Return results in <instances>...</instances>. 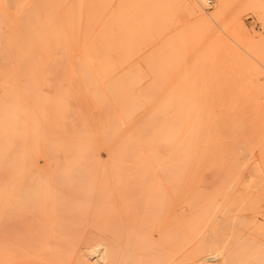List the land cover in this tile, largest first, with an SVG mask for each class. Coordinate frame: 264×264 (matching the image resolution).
<instances>
[{"label":"rangeland","instance_id":"rangeland-1","mask_svg":"<svg viewBox=\"0 0 264 264\" xmlns=\"http://www.w3.org/2000/svg\"><path fill=\"white\" fill-rule=\"evenodd\" d=\"M181 119L194 131L187 183V171L171 159L174 134L173 144L165 141ZM78 124L86 133L78 134ZM140 135L151 142L143 145ZM72 138L81 140L77 149ZM120 139L124 148L116 146ZM68 142L75 147L61 152ZM90 146L94 157L88 154ZM66 153H73L77 163L69 155L67 163ZM127 156L131 162L148 158L136 163L144 171L131 166ZM70 162L74 168L67 169ZM75 166L85 169L74 172L80 173V182L90 174L87 181L99 182L92 190L86 181L84 186L75 182L80 203L72 202L80 209L74 218L79 226L70 217L75 212L68 213L70 200L63 196L69 214L65 222L70 218L72 227L60 232L82 238L93 233L111 243L114 258L105 264H264V0H0V264H16L15 236L23 229L16 197L23 173L65 182L63 190L53 180L46 182L54 197L61 192L59 201L62 192L67 196L64 189L76 192L68 172L64 175ZM102 180L112 185L101 190ZM144 180L149 190L140 189L139 183L135 190ZM54 185L60 189L55 191ZM100 191L107 194L98 198ZM59 203L57 214L66 219L61 209L65 205ZM48 215L57 217L52 211ZM126 240L136 241L129 250ZM92 258L97 259L95 254Z\"/></svg>","mask_w":264,"mask_h":264},{"label":"bare ground","instance_id":"bare-ground-1","mask_svg":"<svg viewBox=\"0 0 264 264\" xmlns=\"http://www.w3.org/2000/svg\"><path fill=\"white\" fill-rule=\"evenodd\" d=\"M207 2V1H206ZM71 46V45H70ZM90 47V46H89ZM88 47V48H89ZM94 47H96L95 45H94ZM69 49H71V48H69ZM96 53H97V51H96ZM79 59V58H78ZM77 59V60H78ZM70 60V59H69ZM77 60H75V62L77 61ZM66 62V61H65ZM74 62V63H75ZM103 62V61H102ZM81 65H82V63H81ZM76 66V65H75ZM79 67V66H78ZM79 69V68H78ZM54 72V71H53ZM87 72H88V70H87ZM65 73V72H64ZM77 73V72H76ZM86 74V73H85ZM77 75V74H76ZM90 75H91V73H90ZM89 75V76H90ZM78 76V75H77ZM79 76H80V74H79ZM87 76V75H86ZM109 77V76H108ZM84 79V78H83ZM92 78H90V80H91ZM87 80V79H86ZM51 81V80H50ZM66 81H67V79H66ZM93 81V80H92ZM108 81V80H107ZM85 82V81H84ZM64 83V82H63ZM76 83H78V82H76ZM85 83H87V82H85ZM84 83V84H85ZM106 83V82H105ZM73 84V83H72ZM96 84V83H95ZM107 84V83H106ZM97 85V84H96ZM71 86V85H70ZM94 87V86H93ZM71 88H72V86H71ZM70 88V89H71ZM81 88V87H80ZM104 88H105V86H104ZM112 88V87H111ZM78 89V88H77ZM86 89V88H85ZM74 90H75V87H74ZM80 90V89H79ZM99 90V89H98ZM72 91H73V88H72ZM103 91V90H102ZM107 91V90H106ZM73 93V92H72ZM125 95V94H124ZM123 95V96H124ZM127 95V94H126ZM75 96V95H74ZM78 96V95H77ZM76 98V97H75ZM128 98H129V96H128ZM138 98V97H137ZM99 99V98H98ZM115 99V98H114ZM141 99V98H140ZM107 99H105V101H106ZM111 100H113V99H111ZM125 100V99H124ZM128 100V99H127ZM132 100V99H131ZM139 100V99H138ZM148 100V99H147ZM147 100H146V102H147ZM70 101H72V99L70 100ZM97 101V100H96ZM101 101V100H100ZM143 101V100H142ZM79 102V101H78ZM78 102H76V103H78ZM99 102V101H98ZM109 102V101H108ZM122 102V101H121ZM71 103V102H70ZM100 103V102H99ZM101 103H102V101H101ZM113 103H115V102H113ZM141 103V102H140ZM151 103V105L153 104V101L152 102H150ZM73 104V103H72ZM71 104V105H72ZM98 104V103H97ZM115 104H117V103H115ZM124 104V103H123ZM70 105V104H69ZM122 105V104H121ZM154 105V104H153ZM64 106V105H63ZM93 106H95L94 104H93ZM98 106V105H97ZM108 106H110V104L108 105ZM117 106V105H116ZM140 106H142V105H140ZM144 106H145V104H144ZM158 106V105H157ZM112 107V106H111ZM121 107H123V106H121ZM130 107V106H129ZM154 107H156V105L154 106ZM76 108V107H75ZM126 108H127V106H126ZM143 108V107H142ZM148 108V107H147ZM158 108V107H157ZM157 108L155 109V110H157ZM160 108V107H159ZM198 108V107H197ZM104 109V108H103ZM122 109V108H121ZM133 109V108H132ZM63 110V109H62ZM69 111H70V109H68ZM113 110V109H112ZM115 110V109H114ZM118 110H120V109H118ZM129 110V109H128ZM146 110V109H145ZM159 110V109H158ZM68 111V112H69ZM147 111V110H146ZM144 112V113H147V112ZM73 112V111H72ZM75 112H76V110H75ZM121 112H123L122 110H121ZM94 113V112H93ZM136 113V112H135ZM143 113V114H144ZM149 113V112H148ZM68 114V113H67ZM66 114V115H67ZM69 114H70V112H69ZM72 114V113H71ZM65 115V116H66ZM76 115H78V114H76ZM80 115V114H79ZM79 115H78V118H79ZM102 115V114H101ZM145 115V114H144ZM65 116H63L64 117V120H65ZM111 116V115H110ZM141 116V115H140ZM149 116H151V113H150V115ZM190 116H191V114H190ZM115 118H116V116H114ZM135 117V116H134ZM144 117V116H143ZM154 116H152V118H153ZM155 117H156V115H155ZM112 118V117H111ZM138 120H139V114H138ZM145 118V117H144ZM151 118V119H152ZM82 119V118H81ZM118 119H120V118H117V119H115V120H118ZM155 119V118H154ZM157 119V118H156ZM184 119V118H183ZM183 119H181L182 121H177V123L176 124H174L175 126H174V133H173V131H170L168 134H170L168 137H167V139H165V141L168 143V145H169V142L171 141V143L174 141V154H172L171 156V159H172V161H173V158L175 157V160H177L178 159V162H182V163H178V162H176L177 164H182V166L184 167V170L185 171H187V172H184V175H185V173L186 174H188V172H190V170H191V165H192V147H193V139H194V131H193V126H192V124L190 123V122H188V121H183ZM109 120H110V118H109ZM114 120V121H115ZM148 120H150V119H148ZM67 121V120H66ZM72 121V120H71ZM70 121V122H71ZM111 122L113 121V119H111L110 120ZM132 121H133V119H132ZM143 121V120H142ZM145 121L147 122V119H144V122H142V124L143 123H145ZM80 122V121H79ZM82 122V121H81ZM135 122V121H134ZM139 122V121H138ZM138 122H137V124H138ZM140 122H141V120H140ZM150 122V121H149ZM203 122V121H202ZM66 123V122H65ZM76 123V122H75ZM98 123H99V121H98ZM100 123H101V121H100ZM115 123V122H114ZM116 123H119V122H116ZM115 123V124H116ZM156 123V122H155ZM160 123H162V121L160 122ZM160 123H158V124H160ZM86 124V126L88 127V126H90L91 127V125H87V124H89L88 122L87 123H85ZM106 124V123H105ZM109 124V123H108ZM111 124V123H110ZM141 124V123H140ZM163 124V123H162ZM161 124V125H162ZM226 124V123H225ZM77 125V124H76ZM80 125H81V123H80ZM79 124H78V126L79 127H81ZM94 125V124H93ZM112 125V124H111ZM149 125V124H148ZM153 125H154V123H153ZM171 125V124H170ZM204 125H207L206 124V122L204 123ZM107 126H109V125H107ZM122 126V125H121ZM141 126V125H140ZM146 126V125H145ZM77 127V126H76ZM97 126H95V128H96ZM100 127H102V126H100ZM110 127V126H109ZM119 127V126H118ZM135 127V126H134ZM137 127V126H136ZM136 127H135V129H136ZM148 127V126H147ZM158 127V126H157ZM85 128V127H84ZM108 128V127H107ZM117 128V127H116ZM156 128V127H155ZM172 128V127H171ZM66 129V128H65ZM80 129H81V131H80ZM79 129V133L78 134H80L81 132H83L84 133V131H85V133H86V128L85 129H83L82 127ZM89 129V128H88ZM96 129H98V128H96ZM102 129V128H101ZM109 129V128H108ZM126 129V128H125ZM125 129H123V131L125 130ZM132 129H133V126H132ZM134 129V130H135ZM137 129H138V127H137ZM140 129V128H139ZM149 129H150V125H149ZM154 129V128H153ZM165 129V128H164ZM221 129V128H220ZM64 130V129H63ZM70 130V129H69ZM100 130V129H99ZM115 130V129H114ZM113 130V131H114ZM151 130H152V128H151ZM160 130H162V129H160ZM101 131V130H100ZM120 131H122V129L120 130ZM119 131V132H120ZM137 131V130H136ZM149 131V130H148ZM158 131V130H157ZM157 131H156V134H157ZM198 131V130H197ZM64 132V131H63ZM90 132V131H89ZM89 132H87V133H89ZM94 132H96L95 130H94ZM98 132V131H97ZM96 132V133H97ZM107 132V131H106ZM112 132V131H111ZM118 132V133H119ZM150 132H152V131H150ZM163 132V131H162ZM199 132V131H198ZM64 133H66V132H64ZM95 133V134H96ZM101 133V132H100ZM105 133V132H104ZM113 133V132H112ZM112 133H110L111 135H112ZM123 133H125V132H123ZM136 133V132H135ZM140 133H142V132H140ZM159 133V132H158ZM164 133V132H163ZM162 133V134H163ZM208 133V127H206L205 128V134H207ZM82 134V133H81ZM119 134H121V133H119ZM126 135H128L127 133H125ZM148 134V133H147ZM161 134V133H160ZM172 134H174V135H172ZM63 135V134H62ZM68 135V134H67ZM103 135V134H102ZM123 135V134H122ZM150 136H151V134H149ZM154 135V134H153ZM153 135H152V137H153ZM165 135V134H164ZM171 135H172V138H173V141H172V139H171ZM76 136H77V138H78V135L76 134ZM75 136V137H76ZM107 136V135H106ZM121 136V135H120ZM129 136V135H128ZM133 136V135H132ZM141 136V135H140ZM139 136V138L137 139V140H139V139H141V137H142V139L144 138V136L142 135L141 137ZM158 136V135H157ZM174 136V137H173ZM62 137V136H61ZM64 137H65V135H64ZM63 137V138H64ZM66 137H68V138H66ZM65 138L67 139V141L69 140V137H70V135L69 136H66ZM74 137V136H73ZM84 138H85V135L83 136ZM83 137H82V135H81V137L80 138H82L83 139ZM87 137V136H86ZM109 137V136H108ZM124 137H126V136H124ZM134 137V136H133ZM138 136H136V138H137ZM162 137V136H161ZM62 138V139H63ZM100 138H102L101 136H100ZM120 137H118V139H119ZM121 138H122V136H121ZM165 138H166V136H165ZM73 139V138H72ZM86 139H88V137L86 138ZM85 139V140H86ZM105 139V138H104ZM109 138H106V140H108ZM134 139V138H133ZM148 139L150 140H152V138L151 137H149L148 136V138H146V140H145V142H144V139L142 140V144L143 145H145V143L147 142V144H149L148 142H151V141H148ZM71 140V139H70ZM69 140V141H70ZM73 140H74V142H73ZM72 140V144H74L75 142H76V149L79 147V143H81V140L80 141H75V139H73ZM84 140V139H83ZM95 140V139H94ZM124 140V139H123ZM127 141L126 142H128V137H127V139H126ZM160 140H162V139H160ZM202 140V139H201ZM208 140V139H207ZM63 141H65V140H63ZM101 141H103L102 139L100 140V142ZM112 141H114L115 142V140H112ZM118 141H120V142H118L117 144L118 145H116V146H119V145H121L120 146V148L121 147H125V144L124 143H122V139H120V140H118ZM62 142V141H61ZM78 142V143H77ZM85 142V141H84ZM83 142V143H84ZM96 142V140L93 142V145H94V143ZM99 142V143H100ZM114 142L112 143L113 145H112V147H114ZM124 142V141H123ZM133 142V141H132ZM144 142V143H143ZM154 142V141H153ZM157 142V141H156ZM159 142V141H158ZM222 142V141H221ZM69 143V145L67 146V144L65 143H63V145H65V146H63L62 147V151L61 152H63L65 149H67V148H70V147H72V146H74V145H72L71 146V144H70V142H68ZM99 143L97 144V146L99 145ZM102 143V142H101ZM129 143V142H128ZM155 143V142H154ZM62 144V143H61ZM85 144V143H84ZM84 144H81L82 146L84 145ZM103 144V143H102ZM122 144H123V146H122ZM132 144H135V143H132ZM163 144V143H162ZM173 144V143H172ZM92 145V146H93ZM106 145V144H105ZM104 145V146H105ZM82 146H80V148L82 149ZM85 146H86V144H85ZM89 146V145H88ZM100 146V145H99ZM99 146L98 147H96V148H98L99 149ZM115 146V147H116ZM75 147V146H74ZM93 147H95V146H93ZM101 147V146H100ZM114 147V149H116V152H117V147L115 148ZM128 148H129V146H127ZM126 147V150L128 149ZM169 147V146H168ZM90 149H91V146L89 147ZM105 148V147H104ZM119 148V149H120ZM167 148V147H166ZM170 148V150H171V147H169ZM220 148V147H219ZM73 150H76L75 148H72ZM72 149H70V151H68L67 153H69V152H72ZM83 149H84V146H83ZM82 149V150H83ZM107 148H105L104 150H106ZM140 149H142V148H140ZM207 150H208V148H206ZM85 150V149H84ZM92 150V149H91ZM129 150H130V148H129ZM132 150V149H131ZM130 150V151H131ZM144 150V149H143ZM142 150V151H143ZM146 150H149V149H146ZM220 150L222 151L223 150V148H220ZM78 151V150H77ZM93 151L94 150H92V151H90V152H88V154L89 153H92L91 155H92V157H94V156H96V155H94L95 154V152H94V154H93ZM99 151V150H98ZM133 151H134V149H133ZM205 151V150H204ZM224 151V150H223ZM74 152V151H73ZM79 152V151H78ZM106 152H107V150H106ZM108 152H109V150H108ZM126 152V151H125ZM158 152V151H157ZM161 152V151H160ZM168 152H170V151H168ZM173 152V148H172V150H171V153ZM209 152V151H208ZM65 153V152H64ZM66 153V154H67ZM86 153V152H85ZM84 153V155H87V154H85ZM149 153H151V151H149ZM149 153L147 154V155H149ZM159 153V152H158ZM170 153V154H171ZM204 154H205V152H203ZM225 153V152H224ZM70 154V153H69ZM69 154H67V155H63L64 157H65V159H66V157H68V155ZM73 153H71V155H69V156H71L70 158H72L73 157V155H72ZM127 154V153H126ZM126 154H124V155H126ZM77 155V154H76ZM80 155V154H79ZM79 155H78V157H79ZM82 155V154H81ZM122 154H120V156H121ZM134 155V154H133ZM146 155V156H147ZM173 155H175V156H173ZM60 156H61V154H60ZM63 156H61L62 158H63ZM144 156V155H143ZM141 157L140 159H138L139 161H144L145 159H152V154H151V158L148 156V158H145V159H143L144 157ZM167 156V155H166ZM169 156V155H168ZM128 158L126 159V160H128L129 159V156H127ZM131 158L133 157L134 159L136 158L135 156H130ZM161 157V156H160ZM69 158V157H68ZM74 158V157H73ZM72 158V159H73ZM90 158V157H89ZM95 158H97V157H95ZM94 158V159H95ZM105 158V157H104ZM132 158V159H133ZM154 158H156V156H154ZM154 158H153V160H154ZM165 158V157H164ZM164 158H162V159H164ZM168 158H170V157H168ZM72 159H68L69 161H71ZM77 159V158H76ZM75 159V160H76ZM180 159V160H179ZM63 160H64V158L63 159H61V161L63 162ZM67 160V159H66ZM67 160V163H69V161ZM74 159H73V161H71V162H74L75 161ZM125 160V159H124ZM125 160V161H126ZM138 160H136V162H134V161H132L131 162V159L130 160H128V161H130V163L129 164H131V166L133 165L132 163H134V164H136L137 163V161ZM213 160V159H212ZM87 161V160H86ZM89 161V160H88ZM106 161V160H105ZM122 161V160H121ZM138 161V162H139ZM162 161V160H161ZM166 161V160H165ZM71 162H70V164H69V166L70 165H72L71 167H66L67 169H69V168H71L72 169V167H73V164H71ZM76 163H77V160L75 161ZM103 162V161H102ZM65 163V162H64ZM67 163H65V165L67 164ZM86 163V162H85ZM92 163V162H91ZM104 163V162H103ZM102 163V164H103ZM120 163V162H119ZM123 163V162H122ZM141 163H146L145 161L144 162H141ZM167 163V162H166ZM62 164V166H64V164L63 163H61ZM79 164H80V162H79ZM79 164H78V166H79ZM90 164V163H89ZM95 164V163H94ZM97 164V163H96ZM95 164V165H96ZM116 164H117V162H116ZM124 164V163H123ZM123 164H122V166L121 167H124L123 166ZM153 164V163H152ZM165 164V163H164ZM169 164V163H168ZM75 165V164H74ZM80 165H82V164H80ZM101 165V164H100ZM100 165H98L99 166V168H100ZM115 165V164H114ZM119 165H121V163L119 164ZM136 165H138V164H136ZM135 165V166H136ZM143 165V164H142ZM145 166H147L148 164H144ZM59 166V165H58ZM78 166H75V167H77V168H75V171H73V170H67V169H65V177H66V173L68 172V174H70V176L67 174V177H68V181L70 182L71 181V183H73V187H75L76 189H75V191L76 192H72L70 189H69V187H68V185L66 186V187H68V188H66V189H64V192L66 191V193H67V196H66V194L65 193H63L62 192V195L60 196L61 198H63V196H65L64 198H66L67 199V201H69L70 200V204L68 203V202H66L65 203V199L62 201V199L59 197V201H57V199H58V196L61 194V192L60 191H58V195H55V197H54V193H51V189H50V185L48 184V183H46V182H48L49 180H53V183L54 184H61L62 185V190H63V188H65V186H64V184L66 185V183L64 182H58L57 183V181L56 182H54L56 179L53 177V176H55V175H51L53 178L52 179H50L51 177H50V174H49V172H52L53 174H56L57 173V178H58V181H61V179H62V181H63V178H62V175L61 174H59L58 175V172H59V170H60V173H63V172H61V169H58V172H57V170H55L56 171V173H54L53 171H49L48 172V174H49V177L50 178H42V176H39V178L37 179V177H35V176H33V172H28L29 174H28V176L26 175V172L25 173H23V184H22V188H21V193H19L20 195H19V197L17 198L16 197V199H18L17 200V208H18V214H19V222H20V225H21V227L24 229L25 228V231L22 229V228H20V230L22 229V231L21 232H17L18 233V235L17 236H15L16 237V240H15V252H16V264H97L96 262H98V260H103V263L102 264H105L104 263V261L106 260V259H113L114 258V255L113 254H111V249L113 248V246H112V244L111 243H109V242H105L104 240H102V239H97L96 238V236H97V234H94L95 236H93L92 234L91 235H86V236H84V237H86V238H82V236H80V234L79 233H65V232H60L62 229L64 230V229H67L68 227L71 229V225H69L70 223V218H69V220H68V223L67 222H65V220H67L68 219V217H67V215H69L68 213H70L71 211H73V212H75V210H76V208H78V206L77 207H75V205H76V202H78V203H80V196H78V195H80V191H79V189L77 188V186H75V182L78 184V185H80L82 182V186H84V181H86L85 183L87 184V186H90L89 188L92 190V188H91V186H94L95 184H97L99 181H96L97 183H94V185H93V181L91 182V180H90V182H89V180L87 181V178L88 179H90V177L89 176H91V174L90 175H88V177H86V178H84L83 177V179L81 178V182H80V178H79V176H80V173L79 174H76V173H78L77 171L78 170H80V171H85V169L83 170V166L81 167L82 169H79L78 168ZM126 166V165H125ZM131 166L129 167V168H131ZM134 166V165H133ZM139 166V165H138ZM163 166V165H162ZM80 167V166H79ZM113 167H115V166H113ZM142 168L141 170H143L145 167L144 166H139V168ZM144 167V168H143ZM152 166H150L148 169L150 170V168H151ZM63 168H65V167H63ZM74 168V167H73ZM92 168V167H91ZM98 168V169H99ZM112 168V167H111ZM127 169H126V171L129 169L128 167H126ZM135 168V167H134ZM138 168V167H137ZM136 168V169H137ZM169 168V167H168ZM177 168V167H176ZM76 169H78V170H76ZM90 169V168H89ZM116 169V168H115ZM147 169V170H148ZM157 169V168H156ZM179 169V168H178ZM50 170V169H49ZM64 170V169H63ZM92 170H94V169H92ZM92 170H90V171H92ZM107 170V169H106ZM146 170V169H145ZM153 170H155V169H152V171ZM172 170V169H171ZM46 171V170H45ZM69 171H72L71 173L69 172ZM79 171V172H80ZM115 171V170H114ZM129 171V170H128ZM144 171V170H143ZM74 172H76L75 174H74ZM93 172V171H92ZM97 172V171H96ZM116 173H117V171H115ZM170 172V171H169ZM178 172V171H177ZM35 173H37V172H35ZM40 173H42V172H40ZM46 173H47V171H46ZM51 173V174H52ZM72 173H73V175H72ZM97 173H99V171L97 172ZM101 173V172H100ZM99 173V174H100ZM103 174H104V172H102ZM102 173L100 174V175H102ZM144 173V172H143ZM155 175H157L155 172H153ZM163 173V172H162ZM17 174H19V173H17ZM98 174V175H99ZM107 174V173H106ZM121 174V173H120ZM119 174V175H120ZM127 174V173H126ZM146 174H148L149 175V171L147 172L146 171ZM145 174V175H146ZM158 174H159V170H158ZM170 174V173H169ZM35 175V174H34ZM40 175V174H39ZM92 175H93V173H92ZM124 175V174H123ZM128 175H130V174H128ZM127 175V176H128ZM144 175V174H143ZM153 175V174H152ZM165 175V174H164ZM179 175V174H178ZM19 176H20V174H19ZM59 176H61L60 177V179H59ZM75 176H77V177H75ZM108 176V178L111 176V174H110V176L109 175H107ZM106 176V177H107ZM116 176V175H115ZM147 176V175H146ZM186 176H188V175H185V181L186 180H188L189 178H187ZM66 177V178H67ZM72 177H74V178H72ZM92 177V176H91ZM94 177V181H95V176H93ZM98 178H99V176H97ZM96 177V179H98ZM122 177V176H121ZM140 177H142V176H140ZM160 177H162L161 176V174H160ZM172 177V176H171ZM189 177V176H188ZM16 178H17V182L19 181L18 179L20 178H18V175L16 176ZM27 178H28V181L26 182V180H27ZM70 178H72V179H70ZM104 179H105V177H103ZM163 178V177H162ZM162 178H159V179H162ZM55 179V180H54ZM74 179V180H73ZM79 179V181L77 182V180ZM100 179V178H99ZM114 178L112 177V180H113ZM125 179V178H124ZM129 180H130V176H129V178H128ZM158 179V180H159ZM165 178H163L162 180H163V182H165V180H164ZM170 179V178H169ZM76 180V181H75ZM83 180V181H82ZM92 180H93V178H92ZM110 180V179H109ZM149 179H147L146 181H147V183L150 181L151 182V180H153V179H151V180H149ZM120 181V180H119ZM118 181V182H119ZM146 181L144 180V185L145 184H147L146 183ZM157 181V180H156ZM168 181H170V180H168ZM42 182V183H41ZM51 182V181H50ZM117 182V183H118ZM141 182V181H140ZM140 182H137L136 183V187L134 186V189L135 190H137L138 189V187L139 186H141L140 187V189L141 188H148V190H149V186H148V184H147V186L148 187H146V186H144L143 185V183H141L142 185H140ZM43 183H45V184H43ZM63 183V184H62ZM80 183V184H79ZM88 183H90V185L88 184ZM102 183V184H101ZM106 182L104 181V180H102L101 182H100V184L101 185H103V188H101V190L103 189H105L107 186L108 187H110V185H112V184H105ZM109 183V182H108ZM110 183H111V181H110ZM125 183H126V185H127V178L125 179ZM125 183H124V185H125ZM139 183V186L137 185ZM153 183H154V181H153ZM167 183V182H166ZM186 183H187V181H186ZM19 183H17V185H18ZM51 184H52V182H51ZM100 184H98L99 185V187H98V189H100ZM132 184V183H131ZM164 184V183H163ZM171 184V183H170ZM184 184H185V182H184ZM17 185H16V188H17ZM97 185V186H98ZM105 185H107V186H105ZM125 185V186H126ZM64 186V187H63ZM81 186V187H82ZM86 186V185H85ZM86 186V187H87ZM113 186H114V188H116L115 186L116 185H114L113 184ZM129 186H131V185H129L128 184V186H126L125 188H130V189H132L133 188V186H131V187H129ZM52 187V186H51ZM57 187H58V185L56 186V188H55V185H54V190L56 191V190H58V189H60V187L57 189ZM102 187V186H101ZM105 187V188H104ZM164 187V186H163ZM53 188V187H52ZM84 188V187H83ZM95 188H96V186H95ZM94 188V189H95ZM161 188V187H160ZM67 189H69V191L67 190ZM97 189V188H96ZM95 189V190H96ZM109 189V188H108ZM157 189V188H156ZM53 190V191H54ZM90 190V191H91ZM95 190H93L92 192H94ZM119 190V189H118ZM145 190V189H144ZM143 190V191H144ZM174 190V189H173ZM99 191V190H98ZM113 191V190H112ZM157 191V190H156ZM92 192H90V194L92 193ZM103 192V191H102ZM101 191H100V194H99V196L96 194L97 193V191H96V195H97V197L98 198H101V197H103V196H105L107 193H105L104 194V192H103V194H101L102 193ZM108 192V191H107ZM114 192H115V190H114ZM165 192V191H164ZM173 192H175V191H173ZM60 193V194H59ZM68 193H72V195H73V193H74V196H73V199H71V197H72V195H71V197H68L69 196V194ZM111 193V192H110ZM117 193H118V191H117ZM137 193H139V192H137ZM137 193H135V195L137 194ZM145 193V192H144ZM147 193V192H146ZM95 194H94V199H96L97 197L95 196ZM116 194V193H115ZM119 194V193H118ZM132 194V193H131ZM143 194V193H142ZM173 194V193H172ZM171 194V195H172ZM18 195V194H17ZM76 195H77V197H76ZM103 195V196H102ZM114 195V194H113ZM128 195V194H127ZM126 195V196H127ZM135 195H133V196H135ZM176 195H177V193H176ZM179 195V194H178ZM90 197L91 196H93V193H92V195H89ZM101 196V197H100ZM118 196V195H117ZM130 195H128L127 196V198L129 197ZM137 196V195H136ZM156 196V195H155ZM161 196H162V194H161ZM161 196H158V197H161ZM180 196H181V194H180ZM85 197H87V195L85 196ZM110 197H111V195H110ZM115 197V196H114ZM119 197H120V194H119ZM55 198V199H54ZM70 198V199H69ZM78 200H77V199ZM88 198V197H87ZM121 198V197H120ZM126 198V199H127ZM130 198V197H129ZM145 198V197H144ZM111 199V198H110ZM118 199V198H117ZM168 199V198H167ZM90 200V199H89ZM98 200V199H97ZM100 200V199H99ZM99 200L97 201V202H99ZM129 200V199H128ZM153 200V199H152ZM159 200V199H158ZM61 201V203H59V204H63V205H65V206H61L62 208V212H63V209L65 208V210L67 209V206H66V204L68 205V209H70V211H68V210H64V212L66 213V219H63L62 218V214L61 213H59V214H61V218L59 217V215L57 214V210H58V202H60ZM75 203V205H74V203ZM93 201V200H92ZM125 201V200H124ZM142 201V200H141ZM155 201H157V200H155ZM165 201H167V200H165ZM86 202V201H85ZM91 202V201H90ZM89 202V203H90ZM96 202V201H95ZM129 202V201H128ZM136 202H138V201H136ZM153 202V201H152ZM73 203V204H72ZM78 203H77V205H78ZM104 203V202H103ZM102 203V204H103ZM119 203V202H118ZM122 203V202H121ZM127 203V202H126ZM131 203H132V201H131ZM139 203V202H138ZM74 205V207L72 206V205ZM98 204V203H97ZM130 204V203H129ZM128 204V205H129ZM166 204V203H165ZM70 205V206H69ZM94 205H95V203H94ZM106 205V204H105ZM111 205V204H110ZM110 205H108L109 207H110ZM113 205V204H112ZM115 205H117L116 204V202H115ZM119 205H120V203H119ZM124 205V204H123ZM135 205V204H134ZM71 206L73 207V209L74 210H71ZM93 206V205H92ZM107 206V207H108ZM142 206V205H141ZM80 207V206H79ZM95 207H97L96 205H95ZM95 207H94V209H95ZM108 207V208H109ZM113 207H114V205H113ZM79 209V208H78ZM105 209H106V207H105ZM134 209H136V208H134ZM133 209V210H134ZM99 210V209H98ZM113 210V209H112ZM122 210V209H121ZM48 211H52V212H55L56 213V215H57V217L55 216V217H50L49 215H48ZM67 211H68V213H67ZM78 211V210H77ZM97 211V210H96ZM106 211V210H105ZM114 211H116V209L114 210ZM113 211V212H114ZM138 211V210H137ZM47 213V214H45L44 215V213ZM60 212H61V210H60ZM79 212H80V209H79ZM79 212H75L74 214H76V216H74L73 214V216L71 215L70 217H72L73 219L74 218H78L77 217V214L78 215H81V214H79ZM106 212H108V210L106 211ZM116 212H118V211H116ZM115 212V213H116ZM119 212H121V211H119ZM50 213V212H49ZM98 213H100V211L98 212ZM105 213V212H104ZM4 214V213H3ZM32 214H35V215H32ZM64 214V213H63ZM102 214V213H101ZM106 214V213H105ZM122 214V213H121ZM48 215V216H47ZM65 215V214H64ZM64 215H63V217H64ZM113 215H117V214H114L113 213ZM113 215H111V216H113ZM6 217V216H5ZM80 217V216H79ZM98 217V216H97ZM120 217V216H119ZM3 218V217H2ZM89 218V217H88ZM91 218V217H90ZM93 218H95V217H93ZM100 218H102V216L100 217ZM99 218V219H100ZM105 218V217H104ZM110 218H112V217H110ZM108 219V218H107ZM120 219H121V217H120ZM17 220V221H18ZM79 219H77L76 221H75V219H74V221L76 222V224L79 226V224H80V220L78 221ZM98 220V219H97ZM111 220V219H110ZM150 220V219H149ZM155 220V219H154ZM4 221V220H3ZM78 221V222H77ZM88 221V220H87ZM93 221V220H92ZM95 221V220H94ZM8 222V221H7ZM89 222V221H88ZM132 222V221H131ZM150 222V221H149ZM18 223V222H17ZM79 223V224H78ZM102 223H103V221H102ZM110 223V222H109ZM136 223V222H135ZM7 224V223H6ZM117 224V223H116ZM119 224V223H118ZM19 225V224H18ZM90 225V224H89ZM92 225H93V223H92ZM102 225V224H101ZM14 226V225H13ZM71 226V227H70ZM87 226H88V224H87ZM104 226V225H103ZM132 226V225H131ZM12 227V226H11ZM20 227V226H19ZM18 227V228H19ZM84 227V226H83ZM90 227V226H89ZM93 227V226H92ZM91 227V228H92ZM97 227V226H96ZM99 227V226H98ZM100 227H102V226H100ZM105 227V226H104ZM118 227V226H117ZM68 228V229H69ZM108 228V227H107ZM110 228V227H109ZM115 228V227H114ZM26 229H28L29 230V232L28 231H26ZM72 229H74V228H72ZM98 229V228H97ZM97 229H96V231H97ZM100 229V228H99ZM104 229H106V228H104ZM104 229H102V230H104ZM30 230H31V232H30ZM34 230V231H33ZM53 230H56V231H53ZM62 230V231H63ZM79 230H80V228H79ZM94 230V229H93ZM101 230V229H100ZM99 230V231H100ZM107 230V229H106ZM112 230V229H111ZM110 230V231H111ZM133 230V229H132ZM14 231H15V229H14ZM24 231V232H23ZM33 231V232H32ZM5 232V231H4ZM83 232V231H82ZM89 232V231H88ZM98 232V231H97ZM103 232H105V231H103ZM105 233H108V232H105ZM111 233V232H110ZM109 233V234H110ZM7 234V233H6ZM139 234V233H138ZM7 236V235H6ZM114 236H116V235H114ZM159 236V235H158ZM136 237H137V235H136ZM141 237V236H140ZM111 239V238H110ZM121 239V238H120ZM141 239V238H140ZM134 240H136V241H138L136 238L134 239ZM129 241H130V239H129ZM136 241H132L131 243L130 242H127V240H126V242H125V245L128 247V250H129V244H133L132 246H134V244H135V242ZM138 243V242H137ZM123 244H124V242H123ZM157 244V243H156ZM155 244V245H156ZM9 245V244H8ZM11 248V247H10ZM125 249V248H124ZM131 251V250H130ZM155 251V250H154ZM114 253V252H113ZM120 253H123V252H120ZM159 253V252H158ZM93 254H95V258L97 257V259L96 260H93V258H92V260H91V256H93ZM139 254V253H138ZM147 256V255H146ZM125 257V256H124ZM112 261V260H111ZM15 264V263H14Z\"/></svg>","mask_w":264,"mask_h":264}]
</instances>
